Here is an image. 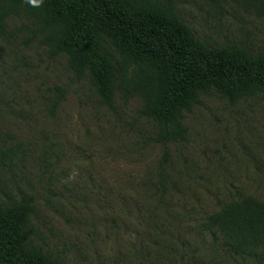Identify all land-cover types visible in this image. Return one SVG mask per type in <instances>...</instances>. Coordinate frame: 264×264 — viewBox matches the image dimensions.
<instances>
[{
  "label": "rangeland",
  "instance_id": "rangeland-1",
  "mask_svg": "<svg viewBox=\"0 0 264 264\" xmlns=\"http://www.w3.org/2000/svg\"><path fill=\"white\" fill-rule=\"evenodd\" d=\"M172 4L197 39L264 53L248 0ZM3 23L0 205L30 199L34 246L61 264H264V248L234 249L209 224L227 201L264 203L263 95L201 96L184 137L163 144L139 96L108 107L24 12Z\"/></svg>",
  "mask_w": 264,
  "mask_h": 264
},
{
  "label": "trees",
  "instance_id": "trees-1",
  "mask_svg": "<svg viewBox=\"0 0 264 264\" xmlns=\"http://www.w3.org/2000/svg\"><path fill=\"white\" fill-rule=\"evenodd\" d=\"M248 2L264 12V0ZM19 12L34 35L42 33L55 55L67 56L89 79L105 105L113 107L117 91L139 96L163 144L184 137V113L201 96L214 92L231 103L264 96V53L197 39L172 0H43L40 7L0 0V28ZM159 178L164 187L163 168ZM31 213L30 199L0 205V264H61L30 241ZM209 224L234 249L251 254L264 248V203L255 198L225 202Z\"/></svg>",
  "mask_w": 264,
  "mask_h": 264
},
{
  "label": "clouds",
  "instance_id": "clouds-1",
  "mask_svg": "<svg viewBox=\"0 0 264 264\" xmlns=\"http://www.w3.org/2000/svg\"><path fill=\"white\" fill-rule=\"evenodd\" d=\"M26 3L32 7H40L43 3V0H26Z\"/></svg>",
  "mask_w": 264,
  "mask_h": 264
}]
</instances>
